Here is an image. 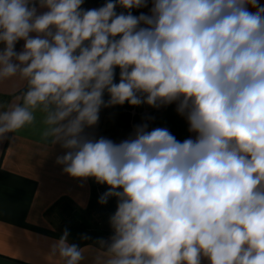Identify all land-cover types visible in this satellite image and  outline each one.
Instances as JSON below:
<instances>
[{
    "label": "clouds",
    "instance_id": "obj_1",
    "mask_svg": "<svg viewBox=\"0 0 264 264\" xmlns=\"http://www.w3.org/2000/svg\"><path fill=\"white\" fill-rule=\"evenodd\" d=\"M84 2L39 0L38 14L36 0H0V78L29 85L23 106L0 114V136L42 106L45 135L72 150L63 171L107 185L101 204L118 198L97 264H264V3ZM125 102H178L194 137L146 124L119 143L83 135L101 107ZM66 237L60 255L78 264Z\"/></svg>",
    "mask_w": 264,
    "mask_h": 264
},
{
    "label": "crops",
    "instance_id": "obj_2",
    "mask_svg": "<svg viewBox=\"0 0 264 264\" xmlns=\"http://www.w3.org/2000/svg\"><path fill=\"white\" fill-rule=\"evenodd\" d=\"M36 7L38 14L48 10L39 0ZM23 45V40L18 41L15 50L22 51ZM3 49L0 42V52ZM27 85V79L19 73L0 78V114L23 106L25 93L21 91ZM177 108L178 102L164 104L155 124L167 128L182 142L193 138L194 133L189 132L186 116ZM33 114L32 124L0 136V264H67L68 258L62 257L57 247L63 236L47 213L61 201L86 209L91 183L89 178H74L63 171L66 165L57 163V159L72 150L45 135L50 126L44 123L47 113L42 106ZM66 243L73 245L67 239ZM78 249L83 255L78 264H97V257L108 258L101 246L87 244ZM202 264H208L207 260Z\"/></svg>",
    "mask_w": 264,
    "mask_h": 264
},
{
    "label": "trees",
    "instance_id": "obj_3",
    "mask_svg": "<svg viewBox=\"0 0 264 264\" xmlns=\"http://www.w3.org/2000/svg\"><path fill=\"white\" fill-rule=\"evenodd\" d=\"M107 0H97L99 7H102ZM126 11L120 7H117V12ZM133 12V9L131 10ZM142 12V11H140ZM138 10L134 14H140ZM115 82H119V69L116 70ZM29 90V85L21 91V94L26 93ZM105 101L109 99L108 94L105 93ZM125 102L123 105H111L107 107H101L99 112L98 122L91 126L86 127L83 135L89 139H99L100 137H105L114 142H121V132L120 129H124L127 124V115L122 112V109L126 107ZM93 193L91 191V196L89 200L88 207L84 210L77 208L70 201H61L55 207L48 211V218L51 224L55 227L56 223L52 218L55 213L62 217V213H65L62 223L63 233L67 232L66 239L71 243L77 245V247L93 244L100 246L98 244L97 233L100 230L97 229L96 223L93 222V218L90 214V210L93 207ZM112 202L118 201L115 196L111 197ZM60 208V209H59ZM57 226V225H56ZM56 228V227H55ZM57 229V228H56ZM58 230V229H57ZM62 230V229H61ZM64 236V234H61ZM107 250V248H104Z\"/></svg>",
    "mask_w": 264,
    "mask_h": 264
},
{
    "label": "rangeland",
    "instance_id": "obj_4",
    "mask_svg": "<svg viewBox=\"0 0 264 264\" xmlns=\"http://www.w3.org/2000/svg\"><path fill=\"white\" fill-rule=\"evenodd\" d=\"M82 7L84 9H93V8H99V5L97 3V0H85ZM136 10H138V12H140V11L147 12L148 11L147 8L133 9V12H132L133 15H138V14H134V12ZM148 106H150V105H148ZM130 107H131V105L127 102L125 113L129 114V116L126 114L127 115V124L125 125L124 129H120L121 141L129 139V138H133L135 136L134 129L136 128V126L140 125L137 123V120L140 117V116H137V114L134 115L135 117L133 119L132 125L130 124L131 113L128 112ZM152 107L153 106H150V109ZM140 108H141V105H138V107L136 108V111H139ZM123 113H124V110H123ZM89 179H90V183H91V191H92L93 196H94V199H93L94 205L90 210V214L93 218V222L96 223V225H97V229L99 228V230H100V234L98 232L97 236H93V237L98 238V240H99L98 244L101 247L107 248V244L111 243L110 238L114 235V229L112 228V225H111V217L116 212L118 201L112 202L111 197H108L107 202L104 204H101L100 198L105 194V192L108 191V186L105 184L97 183L95 178L89 177ZM64 215H65V213H62V217L64 218V220H66ZM62 217L58 216L56 213H55V215L52 216V218L54 219V221L57 225V226L55 225V227L58 229L60 234H64L63 228H62V223H63ZM102 240L106 242L103 245L101 244Z\"/></svg>",
    "mask_w": 264,
    "mask_h": 264
},
{
    "label": "built area",
    "instance_id": "obj_5",
    "mask_svg": "<svg viewBox=\"0 0 264 264\" xmlns=\"http://www.w3.org/2000/svg\"><path fill=\"white\" fill-rule=\"evenodd\" d=\"M141 108L139 109V111H136V108L138 107V105H131L130 109L128 112L131 113V120H130V124L132 125L133 119H134V115L137 114V116H140L137 120V123L140 124L139 126L142 125H147L148 130H151L153 128H157L155 121L157 116L163 111L164 109V104H160L159 106H153L150 109V106H148L147 103H141ZM125 109L126 107H124L122 109V112L124 110L125 113ZM127 114V113H125ZM129 116V114H127ZM138 126H136V128L134 129V131L136 132Z\"/></svg>",
    "mask_w": 264,
    "mask_h": 264
}]
</instances>
